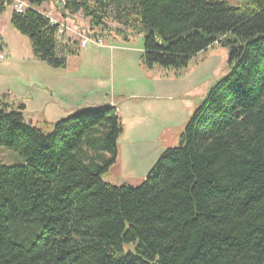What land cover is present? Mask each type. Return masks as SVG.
<instances>
[{
  "label": "trees",
  "instance_id": "obj_1",
  "mask_svg": "<svg viewBox=\"0 0 264 264\" xmlns=\"http://www.w3.org/2000/svg\"><path fill=\"white\" fill-rule=\"evenodd\" d=\"M25 1L11 26L35 57L64 67L77 51L58 47V25L39 11L48 0ZM55 1L93 26L115 6L143 33L147 68L181 69L218 42L231 71L139 186L101 178L123 132L115 107L44 131L25 122L23 103L2 102L0 147L22 161L0 162V264H264V0ZM13 4L0 0V14Z\"/></svg>",
  "mask_w": 264,
  "mask_h": 264
},
{
  "label": "rangeland",
  "instance_id": "obj_2",
  "mask_svg": "<svg viewBox=\"0 0 264 264\" xmlns=\"http://www.w3.org/2000/svg\"><path fill=\"white\" fill-rule=\"evenodd\" d=\"M13 9L7 6L0 14V38L6 45L0 59V106L23 103L25 122L44 131L81 110L115 107L123 132L116 162L101 178L116 186H139L159 156L179 145L211 86L231 71L230 46L218 42L181 69L147 68L141 59L143 33L127 27L115 6L107 9L101 26H93L82 11L48 0L39 11L66 27L57 34L58 47L77 51L67 55L64 67L55 68L35 57L28 38L11 26ZM21 161L13 150L0 147V162Z\"/></svg>",
  "mask_w": 264,
  "mask_h": 264
},
{
  "label": "built area",
  "instance_id": "obj_3",
  "mask_svg": "<svg viewBox=\"0 0 264 264\" xmlns=\"http://www.w3.org/2000/svg\"><path fill=\"white\" fill-rule=\"evenodd\" d=\"M13 5H14V10L17 13H23L27 8H30L31 6L25 1V0H13ZM64 2H60V6L64 7ZM50 21L52 24H56L58 25V29H57V34H62L65 30V26L59 22H57L56 20L50 18ZM58 37V36H57ZM89 40L88 38H85V40L82 41V46L85 44V42ZM98 42V41H96ZM3 58V54H0V59Z\"/></svg>",
  "mask_w": 264,
  "mask_h": 264
}]
</instances>
